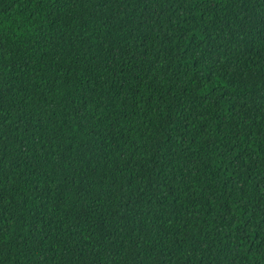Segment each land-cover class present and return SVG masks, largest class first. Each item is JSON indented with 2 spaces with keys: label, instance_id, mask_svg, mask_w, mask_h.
<instances>
[{
  "label": "trees",
  "instance_id": "1",
  "mask_svg": "<svg viewBox=\"0 0 264 264\" xmlns=\"http://www.w3.org/2000/svg\"><path fill=\"white\" fill-rule=\"evenodd\" d=\"M0 264H264V0H0Z\"/></svg>",
  "mask_w": 264,
  "mask_h": 264
}]
</instances>
